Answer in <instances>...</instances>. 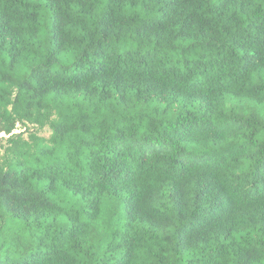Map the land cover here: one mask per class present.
Returning a JSON list of instances; mask_svg holds the SVG:
<instances>
[{"label": "trees", "instance_id": "1", "mask_svg": "<svg viewBox=\"0 0 264 264\" xmlns=\"http://www.w3.org/2000/svg\"><path fill=\"white\" fill-rule=\"evenodd\" d=\"M0 134V264H264V0H0Z\"/></svg>", "mask_w": 264, "mask_h": 264}, {"label": "rangeland", "instance_id": "2", "mask_svg": "<svg viewBox=\"0 0 264 264\" xmlns=\"http://www.w3.org/2000/svg\"><path fill=\"white\" fill-rule=\"evenodd\" d=\"M15 131L16 132H24L25 129L21 125H18V126H16ZM38 135L47 139L49 137V131L47 129H44ZM3 136H4L3 134H0V138L3 137Z\"/></svg>", "mask_w": 264, "mask_h": 264}]
</instances>
